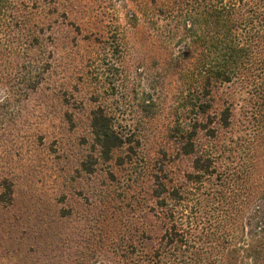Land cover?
I'll list each match as a JSON object with an SVG mask.
<instances>
[{
	"label": "rangeland",
	"instance_id": "rangeland-1",
	"mask_svg": "<svg viewBox=\"0 0 264 264\" xmlns=\"http://www.w3.org/2000/svg\"><path fill=\"white\" fill-rule=\"evenodd\" d=\"M185 1L0 4V264H134L139 243L158 235L155 176L181 184L191 170L176 152L179 125L215 126L228 103L219 143L252 133L258 116L235 82L212 90L208 119L181 116L199 49L180 16ZM94 111L125 141L108 161Z\"/></svg>",
	"mask_w": 264,
	"mask_h": 264
},
{
	"label": "trees",
	"instance_id": "trees-1",
	"mask_svg": "<svg viewBox=\"0 0 264 264\" xmlns=\"http://www.w3.org/2000/svg\"><path fill=\"white\" fill-rule=\"evenodd\" d=\"M185 2L180 16L199 49L198 63L183 75L181 116L196 111L194 117L208 119L212 90L235 82L252 98L258 119L252 133L230 149L218 139L219 129L231 126L232 104L213 115L215 126L209 127L211 119L179 125L176 152L189 159L192 171L181 184L155 176L158 235L148 237V245L139 243L134 264H264V0ZM90 127L101 158L110 160L123 137L101 111L92 113ZM200 133L209 147H201ZM227 151L233 161L223 157Z\"/></svg>",
	"mask_w": 264,
	"mask_h": 264
}]
</instances>
